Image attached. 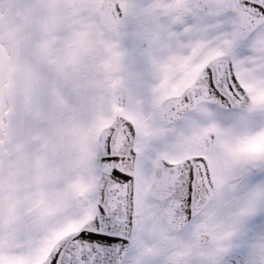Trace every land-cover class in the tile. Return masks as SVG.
<instances>
[{
	"label": "snow or ice",
	"instance_id": "obj_1",
	"mask_svg": "<svg viewBox=\"0 0 264 264\" xmlns=\"http://www.w3.org/2000/svg\"><path fill=\"white\" fill-rule=\"evenodd\" d=\"M0 264H264V0H0Z\"/></svg>",
	"mask_w": 264,
	"mask_h": 264
}]
</instances>
